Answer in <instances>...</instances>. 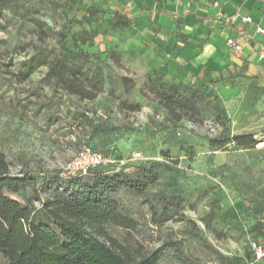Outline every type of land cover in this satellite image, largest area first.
Listing matches in <instances>:
<instances>
[{"label": "rangeland", "instance_id": "rangeland-1", "mask_svg": "<svg viewBox=\"0 0 264 264\" xmlns=\"http://www.w3.org/2000/svg\"><path fill=\"white\" fill-rule=\"evenodd\" d=\"M130 26L88 0H0V153L11 175L35 178V186L6 193L30 204L40 220L55 188L47 180L83 144L119 156L141 151L145 159L126 174L136 179L153 169L158 178L144 194H112L136 225L109 224V233L136 252L162 248L160 264H247L252 242L264 235V90L250 87L231 104L204 101L203 119L177 122L161 97L172 80L148 65ZM81 52L93 54L92 67L103 76L94 99L56 87L49 72ZM184 83L187 94L196 86ZM245 133L257 144L224 141ZM163 196L183 201L156 225L151 205ZM0 264H7L1 252Z\"/></svg>", "mask_w": 264, "mask_h": 264}, {"label": "trees", "instance_id": "trees-1", "mask_svg": "<svg viewBox=\"0 0 264 264\" xmlns=\"http://www.w3.org/2000/svg\"><path fill=\"white\" fill-rule=\"evenodd\" d=\"M92 55L88 52L65 55L58 70L49 71L54 85L83 99L96 98L103 91V76L93 69ZM31 70L33 67L20 75L27 79ZM184 84L172 80L168 90H162L165 107L177 122L183 119L199 121L203 119L202 102L210 100L201 96L202 87L197 84L189 94L181 92ZM224 141L243 146L257 144L253 133L235 134ZM212 143L218 145L221 141ZM83 145L118 155L90 144ZM10 166L5 154L0 153V252L7 264H160L164 255L162 248L136 252L113 237L107 228L109 224L126 229L135 227L136 221L119 209L112 194L121 188L144 194L149 183L158 178L153 169L144 170L136 179L126 174V168L97 167L86 176L69 177L60 171L46 182L47 186L55 187L54 193L42 203L44 214L37 220L30 204H23L6 193L35 186V178L23 172L11 175ZM172 199L163 196L158 206L151 205L154 224L168 221L171 207L183 201L177 196ZM165 245L180 251L174 241H167ZM252 258L251 252L247 264Z\"/></svg>", "mask_w": 264, "mask_h": 264}, {"label": "crops", "instance_id": "crops-1", "mask_svg": "<svg viewBox=\"0 0 264 264\" xmlns=\"http://www.w3.org/2000/svg\"><path fill=\"white\" fill-rule=\"evenodd\" d=\"M88 1L130 20L148 65L199 85L207 100L231 104L250 87L264 90V0Z\"/></svg>", "mask_w": 264, "mask_h": 264}, {"label": "built area", "instance_id": "built-area-1", "mask_svg": "<svg viewBox=\"0 0 264 264\" xmlns=\"http://www.w3.org/2000/svg\"><path fill=\"white\" fill-rule=\"evenodd\" d=\"M246 21H251L247 16ZM258 31L264 34V28L258 27ZM228 43L237 46L234 38H229ZM145 159L141 151H136L132 156H119L104 151L95 150L89 145H83L62 169L61 174L69 176H86L97 167H113L117 170L128 168L134 160ZM253 258L248 264H260L264 259V238L252 242Z\"/></svg>", "mask_w": 264, "mask_h": 264}]
</instances>
